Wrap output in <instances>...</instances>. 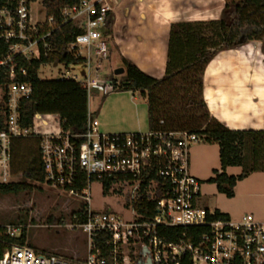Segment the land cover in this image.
I'll list each match as a JSON object with an SVG mask.
<instances>
[{"label": "built area", "instance_id": "built-area-1", "mask_svg": "<svg viewBox=\"0 0 264 264\" xmlns=\"http://www.w3.org/2000/svg\"><path fill=\"white\" fill-rule=\"evenodd\" d=\"M38 5L44 10L43 20L35 18ZM111 13L109 0H77L61 9L59 22L48 14L44 0H6L0 6V184L13 182L12 140L38 133L45 183L64 189L81 172L86 173L88 187L82 194L67 191L83 197L89 206L86 220L73 224L89 238L85 258L2 239L6 246L0 250V264H147L148 250L151 264H264V221L252 213L232 219L200 203L201 181L190 169V147L202 141L198 134L156 129L105 133L90 109L82 133L65 131L56 116L57 124L43 122L47 129L42 132L23 124L21 103L33 88L24 80L28 68L22 60L48 55L50 36L65 23L74 22L81 30L67 50L88 64V72L80 78L62 71L58 79L79 82L89 100L93 88L114 90L112 80L107 82L92 72L93 52L102 59L109 55L105 33ZM91 177L134 184L131 199L148 183L156 205L140 211L129 204L133 216L127 219L114 212L95 211L90 204ZM102 231L112 236L108 257L92 244L94 235ZM21 232L22 225L5 226L6 235Z\"/></svg>", "mask_w": 264, "mask_h": 264}, {"label": "trees", "instance_id": "trees-1", "mask_svg": "<svg viewBox=\"0 0 264 264\" xmlns=\"http://www.w3.org/2000/svg\"><path fill=\"white\" fill-rule=\"evenodd\" d=\"M76 1L44 0L48 14L54 16L57 22L60 21L61 9ZM5 2L0 0V6ZM113 22L111 13L105 33L107 41L112 33ZM80 32L74 22L65 23L50 36L48 55L33 61L22 60L28 68L24 80L33 88L32 94L21 103L24 125L34 128L38 116L51 114L57 117L65 131H85L89 111L86 88L73 79H42L39 76L43 64L84 62L67 50V45ZM252 41H262L264 44V0H225L221 16L217 19L171 23L166 68L161 78L148 74L125 57H122L125 73L121 79L114 76L110 78L114 90L140 91L148 99L150 129L188 130L198 134L204 142L219 145L221 169H214V176L209 181L215 183L218 191L229 198L234 197L239 180L260 169L259 160L264 159V130L231 129L214 117L204 96V74L210 61L219 52L239 48ZM40 141L41 135L38 133L12 140V173L21 174L23 179L0 184L1 193L17 194L32 190L34 182L45 183ZM230 166H240L243 171L239 175L229 174L227 168ZM94 180L101 181L105 193H108L118 179L91 177V182ZM148 186V183H143L138 195L129 202L140 211L152 210L156 205ZM87 187L88 176L81 172L78 179L64 189H74L82 194ZM156 196H160V193L157 192ZM88 208V204L82 202L73 210V223L85 221ZM10 224L22 225V232L19 236L6 235L7 224H0V250L6 246L1 242L2 239L11 244H27L26 214ZM111 241L112 236L107 231L99 232L92 238V244L100 247L107 257L112 248Z\"/></svg>", "mask_w": 264, "mask_h": 264}, {"label": "rangeland", "instance_id": "rangeland-1", "mask_svg": "<svg viewBox=\"0 0 264 264\" xmlns=\"http://www.w3.org/2000/svg\"><path fill=\"white\" fill-rule=\"evenodd\" d=\"M35 18L39 20L45 18L44 10L39 5L36 6ZM86 51L85 47L84 52ZM92 57V72H95L99 78L107 82L112 76L121 79L122 75L115 74V70L123 66L120 57L116 62L114 57L102 59L94 52ZM96 68L98 72L95 71ZM67 70L71 76L78 75L83 78L88 72V64L67 63L66 66L57 67L53 63L43 64L39 76L42 79H56L62 71ZM89 109L93 116L98 118L101 131L105 133H132L150 129L148 99L140 91L93 88ZM43 122H48V125L57 124L55 115H40L36 118L37 131L42 132L47 129ZM190 169L201 181L200 203L203 206L228 214L232 219H238L245 213H252L257 220L264 221V175L259 172L260 169L238 181L232 198L220 193L216 184L209 181L214 176V169H221L217 143L199 141L192 144ZM242 171L240 166L227 168V172L232 175H239ZM22 179L21 174L13 175V181ZM33 184L32 190L17 194L0 192V224L17 222L21 215L26 214L28 246L47 252L85 258L89 249V238L80 227L73 226L71 216L72 211L80 206L84 198L61 187L38 182ZM134 188V184L117 181L111 192L105 193L102 182L94 180L89 185L91 207L95 211L114 212L123 218H131L133 215L129 202ZM254 188H258L259 193H254Z\"/></svg>", "mask_w": 264, "mask_h": 264}, {"label": "crops", "instance_id": "crops-1", "mask_svg": "<svg viewBox=\"0 0 264 264\" xmlns=\"http://www.w3.org/2000/svg\"><path fill=\"white\" fill-rule=\"evenodd\" d=\"M109 2L114 16L110 57L114 62L125 57L156 78L165 73L171 23L217 19L225 6V0ZM204 96L210 113L229 128L264 130L263 42L219 52L205 70ZM259 165L264 175V159Z\"/></svg>", "mask_w": 264, "mask_h": 264}, {"label": "water", "instance_id": "water-1", "mask_svg": "<svg viewBox=\"0 0 264 264\" xmlns=\"http://www.w3.org/2000/svg\"><path fill=\"white\" fill-rule=\"evenodd\" d=\"M54 65H55V67H57V65H58V62H54L53 63ZM125 73V68L122 66V67H119V68H117L116 70H115V74L116 75H122V74H124ZM147 253H148V255H149V259H148V261H147V264H151V256H150V251L148 250V251H146Z\"/></svg>", "mask_w": 264, "mask_h": 264}]
</instances>
